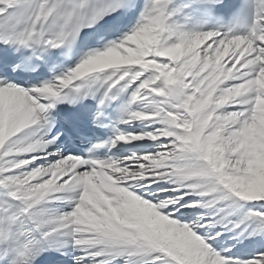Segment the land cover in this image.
I'll return each instance as SVG.
<instances>
[{"label":"snow or ice","instance_id":"1","mask_svg":"<svg viewBox=\"0 0 264 264\" xmlns=\"http://www.w3.org/2000/svg\"><path fill=\"white\" fill-rule=\"evenodd\" d=\"M0 264H264V0H0Z\"/></svg>","mask_w":264,"mask_h":264}]
</instances>
